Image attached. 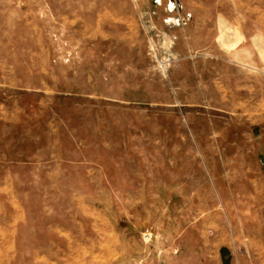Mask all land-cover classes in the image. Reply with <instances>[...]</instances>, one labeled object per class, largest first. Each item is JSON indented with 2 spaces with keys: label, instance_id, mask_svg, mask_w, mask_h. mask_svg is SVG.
<instances>
[{
  "label": "rangeland",
  "instance_id": "1",
  "mask_svg": "<svg viewBox=\"0 0 264 264\" xmlns=\"http://www.w3.org/2000/svg\"><path fill=\"white\" fill-rule=\"evenodd\" d=\"M262 19L264 0H0V264H264V90L217 72L264 80ZM243 156L246 199L224 163Z\"/></svg>",
  "mask_w": 264,
  "mask_h": 264
},
{
  "label": "crops",
  "instance_id": "2",
  "mask_svg": "<svg viewBox=\"0 0 264 264\" xmlns=\"http://www.w3.org/2000/svg\"><path fill=\"white\" fill-rule=\"evenodd\" d=\"M209 19L210 18L206 19V21H207L206 23H208L210 21ZM262 20L264 21V19H262ZM223 23L228 25V24H230V20H225ZM231 23H233V22H231ZM248 23H251V22L248 21ZM205 71H209V70H205ZM201 72L204 73V71H201ZM211 72L215 73L214 72V64H212ZM217 72L218 73L223 72L224 74H227V79H228L229 84L223 85V86L220 85L221 87H231V88L232 87L233 88L242 87L243 86L242 82L244 79V86L245 87H257V88H261L264 90V80L260 83H256L254 86H251V84H248L246 86V83H247L246 75L244 74V76H243L240 72H238V75H237L236 70L233 68L224 67V68L219 69ZM262 73H264V72H262ZM204 79H205V77H203V82H204ZM220 86L213 84L210 87H220ZM220 149H221V147H220ZM245 152H246V149H245ZM224 163L228 168L233 169V172L229 171V173H228L227 182H231L232 184L238 186V188H239L238 191L243 192V194L245 195L244 196L245 199L247 198V195L248 196L251 195L250 193H251L252 184H254V183L258 184V183L262 182L261 175H257L254 178L251 176L252 170L257 169V167H258V164L256 162H254V161L249 162V160H247L243 156V158H240L239 160H236V159L225 160ZM212 167L215 168L216 166L212 165ZM234 192H236V189L234 190ZM259 197H260V195H259ZM260 215H262V213H260ZM214 216H215V214H213V217Z\"/></svg>",
  "mask_w": 264,
  "mask_h": 264
}]
</instances>
